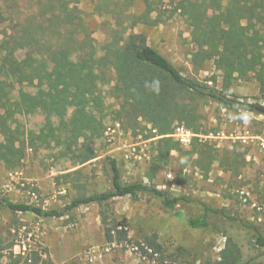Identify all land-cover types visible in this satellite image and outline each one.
<instances>
[{
	"label": "rangeland",
	"instance_id": "rangeland-1",
	"mask_svg": "<svg viewBox=\"0 0 264 264\" xmlns=\"http://www.w3.org/2000/svg\"><path fill=\"white\" fill-rule=\"evenodd\" d=\"M181 1L202 0H151L150 13L142 0H67L70 7L77 8L76 22L82 23L76 36L80 40L90 39L98 57L113 39L143 34L148 45L184 76L221 89L222 73L213 61L202 67L192 61L195 50L191 29L181 11L176 10ZM218 1L223 7L229 2ZM49 3L0 0V36L17 34L19 24L28 20L43 43L63 44L66 28L48 22L53 10ZM205 10L206 18L216 13L211 4ZM249 23L254 21L243 24ZM260 60L264 64V46ZM105 73L107 78L99 87L98 104L94 107L103 120L104 135L99 140L88 134L79 139L80 146L88 143L95 150L94 160L77 165L72 159L60 157L54 144L43 142V114L18 117L24 125L27 149L18 167L0 165V264H212L219 260L228 238L241 247L244 263L264 264V252L252 245L250 231L240 224L214 220L206 229H195L188 224L189 215L200 214L204 204L252 223L264 235V114L255 109L264 107V82L251 75L248 80H233L230 86L229 92L234 97L254 106L250 123L230 118L233 109L221 108L209 99L197 105L201 129L208 135H197L189 129L197 135L196 139L208 143L220 154L232 149L246 152L248 165L241 169L239 177L224 172L218 163L208 173L203 172L189 156L172 152L151 179L155 141L160 137H147L150 133L157 134V130L143 119L134 123L118 113L120 101L113 97L112 90L116 74L112 67ZM20 89L35 92L32 86L23 85L16 87L14 95ZM115 124L120 126L116 128ZM194 139L190 145H181L183 151L193 150ZM107 157L118 161L125 183L152 184L172 196L189 197L192 202L176 210L167 209L159 199L144 194L136 199L126 196L106 202L102 210L108 227L118 225V229L128 233L127 241L113 243L105 239L106 225L98 205L74 209L62 218L14 213L4 205L3 200L8 199L45 210L58 209L75 197L106 191L111 187L105 171ZM153 235L157 236L162 253L149 256L138 244L145 246L146 237ZM19 255L23 258L19 259Z\"/></svg>",
	"mask_w": 264,
	"mask_h": 264
},
{
	"label": "trees",
	"instance_id": "trees-1",
	"mask_svg": "<svg viewBox=\"0 0 264 264\" xmlns=\"http://www.w3.org/2000/svg\"><path fill=\"white\" fill-rule=\"evenodd\" d=\"M47 1L53 8L48 22L51 26L58 23L66 28L63 44L43 43L39 32L28 20L19 24L17 34L0 36V165L16 168L22 164L27 141L24 125L18 117L37 113L44 116L43 142L54 144L60 157L72 159L77 165L97 158L88 143L79 145V139L88 134L99 140L104 135L103 120L95 113L94 107L98 104L99 87L107 78L105 71L112 67L116 74L113 97L120 101L118 113L134 123L143 119L152 124L157 134L150 133L148 139L160 137L155 141L156 155L151 179L166 164L172 152L189 156L203 172L208 173L218 163L224 172L240 176L241 169L248 165L246 152L232 149L220 154L208 143H201L196 138L193 150L183 151L181 144L171 135L176 124L184 125L197 135H208L203 133L201 117L197 114L200 101L211 99L219 107L228 109H233L234 104H241L254 111L252 104L240 101L229 89L233 80H248L251 75L264 82V64L260 60L264 46V0H229L225 7L218 0H211V3L208 0L181 1L176 8L191 29L194 65L202 67L213 61L222 73L221 89L184 76L166 57L148 45L143 34L132 33L124 40L113 39L104 47V54L98 57L90 39L80 40L76 36L82 29L81 21L76 22L74 12L77 8L70 7L67 0ZM142 1L147 13H150L153 10L151 0ZM210 4L216 13L206 18L205 9ZM246 21L254 23L244 25ZM58 32L62 35L61 31ZM23 85L32 86L35 92L20 89L14 95L16 87ZM105 171L111 184L108 190L75 197L63 208L45 210L29 203H14L8 199L3 202L14 213H30L41 218H62L74 209L98 205L106 225L105 239L108 243L128 240L125 229L107 225L102 207L112 199L126 196L136 199L144 194L159 199L165 208L171 210L184 208L192 202L189 197L172 196L152 184L125 183L118 161L114 158H106ZM202 207L200 214L189 215L190 227L210 228L214 220L230 225L240 224L250 231L252 245L264 252V235L257 226L232 217L223 209H213L204 204ZM144 243L145 246L138 244L144 254L153 256L162 253L156 235L146 237ZM18 258L23 257L19 255ZM212 264L248 263L243 262L239 244L228 238L219 260Z\"/></svg>",
	"mask_w": 264,
	"mask_h": 264
},
{
	"label": "built area",
	"instance_id": "built-area-1",
	"mask_svg": "<svg viewBox=\"0 0 264 264\" xmlns=\"http://www.w3.org/2000/svg\"><path fill=\"white\" fill-rule=\"evenodd\" d=\"M116 128L119 124H115ZM114 130V128H113ZM181 145H190L192 140L197 136L191 130L187 129L184 125H177L174 129V133L171 135Z\"/></svg>",
	"mask_w": 264,
	"mask_h": 264
},
{
	"label": "clouds",
	"instance_id": "clouds-1",
	"mask_svg": "<svg viewBox=\"0 0 264 264\" xmlns=\"http://www.w3.org/2000/svg\"><path fill=\"white\" fill-rule=\"evenodd\" d=\"M158 85V82H156ZM156 91H159V88L157 86ZM234 113L230 114V118H235L240 121H242L244 124H248L251 122L252 116H251V110L247 108L246 106H242L241 104H234L233 105ZM184 162V161H182Z\"/></svg>",
	"mask_w": 264,
	"mask_h": 264
},
{
	"label": "water",
	"instance_id": "water-1",
	"mask_svg": "<svg viewBox=\"0 0 264 264\" xmlns=\"http://www.w3.org/2000/svg\"><path fill=\"white\" fill-rule=\"evenodd\" d=\"M255 109L258 110L261 114H264V107L257 106V107H255Z\"/></svg>",
	"mask_w": 264,
	"mask_h": 264
}]
</instances>
